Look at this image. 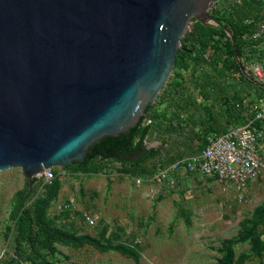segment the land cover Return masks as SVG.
Instances as JSON below:
<instances>
[{"label": "water", "instance_id": "water-1", "mask_svg": "<svg viewBox=\"0 0 264 264\" xmlns=\"http://www.w3.org/2000/svg\"><path fill=\"white\" fill-rule=\"evenodd\" d=\"M217 0H0V172L84 163L135 128ZM232 37V34L228 32Z\"/></svg>", "mask_w": 264, "mask_h": 264}, {"label": "rangeland", "instance_id": "rangeland-1", "mask_svg": "<svg viewBox=\"0 0 264 264\" xmlns=\"http://www.w3.org/2000/svg\"><path fill=\"white\" fill-rule=\"evenodd\" d=\"M170 80L151 105L150 115L159 116L149 138L154 147L161 130L176 121L175 104L162 103ZM187 91L205 106L194 86ZM52 171V193L43 177L27 179L21 169L0 172V264L19 260L17 249L31 253L28 228L20 230L22 211L30 209L50 228L52 249L40 250L56 264H264V170L243 194L183 172L174 188L151 191L110 162L100 173ZM72 198L75 210L68 207ZM86 214L99 216L96 226L87 225Z\"/></svg>", "mask_w": 264, "mask_h": 264}, {"label": "trees", "instance_id": "trees-1", "mask_svg": "<svg viewBox=\"0 0 264 264\" xmlns=\"http://www.w3.org/2000/svg\"><path fill=\"white\" fill-rule=\"evenodd\" d=\"M253 5L248 3L242 9H236V19L232 14L214 13L232 34L235 45L225 29L193 21L190 31L182 39V48L178 52L173 75L168 83L169 90L162 99V103L175 104L176 121L163 126L158 139L160 146L148 145V142H152L149 139L150 134L159 120L155 112L150 115L152 106L149 105L146 116L141 118L135 128L115 137L106 136L98 140L87 150L84 163H73L66 170L82 174L100 173L105 170V164L110 162L118 166L124 175L149 177L160 168L197 153L205 146L208 135L224 131L226 125L245 123L242 114L230 105L231 100L239 99L240 91L235 85L229 87L227 79L230 77L229 72L235 68L233 57L241 55L240 36L247 30L241 18L253 9ZM209 47L215 50L212 61L204 58ZM186 74L190 75L189 80ZM188 84L194 86L200 99L205 100V106L199 104L192 93H187ZM218 103L222 104L219 110L216 108ZM194 114L199 118H195ZM146 120L150 123L144 124ZM217 127H221V130ZM54 183L51 182L49 193L54 192ZM51 199L52 196H48L46 201ZM23 203L20 202V208ZM25 227L28 228L31 253L26 254L17 249L15 256L20 261H29L30 264H56L40 250H51L53 244L48 234L50 228L43 214L32 209L22 211L20 230L23 231ZM232 256V250L228 247L227 258ZM19 260L13 259L10 264H20Z\"/></svg>", "mask_w": 264, "mask_h": 264}, {"label": "built area", "instance_id": "built-area-1", "mask_svg": "<svg viewBox=\"0 0 264 264\" xmlns=\"http://www.w3.org/2000/svg\"><path fill=\"white\" fill-rule=\"evenodd\" d=\"M248 3L254 4V7L241 18L247 28L240 36L241 55L233 57L235 68L229 72L227 79L229 87L235 85L240 91L239 99L231 100L230 105L242 114L245 123L227 125L224 131L208 135L205 146L197 153L160 168L149 177H134L138 186H148L151 191L174 188L178 183V174L183 172L213 178L231 186L236 193L243 194L264 170V0H217L207 9V13L215 18V12L232 14L236 19V9H242ZM206 24L217 26L213 22ZM228 36L235 45L233 37L229 33ZM214 55L215 50L209 47L204 58L212 61ZM221 105H216L217 110ZM148 145L154 147L151 142ZM37 177L52 182L54 174L52 169H48ZM76 205L72 198L68 207L75 210ZM84 219L87 225L94 227L99 216L86 214Z\"/></svg>", "mask_w": 264, "mask_h": 264}, {"label": "crops", "instance_id": "crops-1", "mask_svg": "<svg viewBox=\"0 0 264 264\" xmlns=\"http://www.w3.org/2000/svg\"><path fill=\"white\" fill-rule=\"evenodd\" d=\"M219 121H221V120H219ZM217 129H218V127H217ZM218 130H221V127ZM155 142H156L157 145L160 143L158 140H156Z\"/></svg>", "mask_w": 264, "mask_h": 264}]
</instances>
